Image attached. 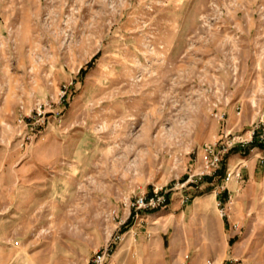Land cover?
<instances>
[{"label": "rangeland", "instance_id": "374dc122", "mask_svg": "<svg viewBox=\"0 0 264 264\" xmlns=\"http://www.w3.org/2000/svg\"><path fill=\"white\" fill-rule=\"evenodd\" d=\"M262 119L264 0H0V264H264Z\"/></svg>", "mask_w": 264, "mask_h": 264}, {"label": "built area", "instance_id": "2783aa9c", "mask_svg": "<svg viewBox=\"0 0 264 264\" xmlns=\"http://www.w3.org/2000/svg\"><path fill=\"white\" fill-rule=\"evenodd\" d=\"M264 119L261 120V123L256 125L255 129L251 131L250 138L257 136L261 141H264ZM260 130V132H258ZM229 134V133H228ZM227 134V135H228ZM206 156L204 160V171H213L214 173L220 167V163L223 159V152L227 150L217 149L216 143H209L205 145ZM240 176L239 169H228L225 177V181L229 182L231 179L237 178ZM220 204V203H219ZM168 205V198L166 193L162 192V188L156 187L153 189L152 195H147L146 193H139L136 195L132 206L134 208L133 218H140V211L143 208H157ZM226 212L224 209L221 210V215L224 216ZM117 239H121V236H117ZM111 248L106 247L103 250L99 251L96 254L94 259L95 264H109L108 261L111 257ZM188 257V256H187ZM185 264V263H183Z\"/></svg>", "mask_w": 264, "mask_h": 264}, {"label": "crops", "instance_id": "0c3cea01", "mask_svg": "<svg viewBox=\"0 0 264 264\" xmlns=\"http://www.w3.org/2000/svg\"><path fill=\"white\" fill-rule=\"evenodd\" d=\"M251 132V131H250ZM258 132H260V130H258ZM251 134V133H250ZM250 136V135H249ZM239 165V164H238ZM238 165H236V168L238 167ZM218 178L220 179L221 178V172L220 171H218L217 172V174L215 175V177H214V179H217V181H218ZM220 181V180H219ZM218 183H220V182H218ZM218 188H222V189H219L218 191H217V193H220V192H222V190H224L223 191V193L221 194V195H218V194H215V197L217 198L218 196H222V197H226L228 194H230V192H231V190H232V188L230 187V185L228 186V185H221V184H219L218 185ZM151 247V245H148V244H146V243H143L142 244V251H144V250H147L148 248H150Z\"/></svg>", "mask_w": 264, "mask_h": 264}, {"label": "trees", "instance_id": "16d2710c", "mask_svg": "<svg viewBox=\"0 0 264 264\" xmlns=\"http://www.w3.org/2000/svg\"><path fill=\"white\" fill-rule=\"evenodd\" d=\"M83 72H84V70H83Z\"/></svg>", "mask_w": 264, "mask_h": 264}]
</instances>
